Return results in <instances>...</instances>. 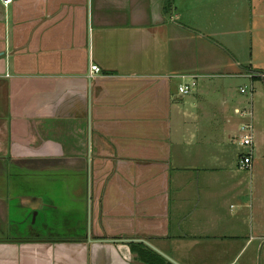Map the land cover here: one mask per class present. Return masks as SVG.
Listing matches in <instances>:
<instances>
[{"label": "crops", "instance_id": "0c3cea01", "mask_svg": "<svg viewBox=\"0 0 264 264\" xmlns=\"http://www.w3.org/2000/svg\"><path fill=\"white\" fill-rule=\"evenodd\" d=\"M162 6L0 3V264H141L124 240L176 264H264V203L242 206L227 151L233 87L264 78V0Z\"/></svg>", "mask_w": 264, "mask_h": 264}, {"label": "rangeland", "instance_id": "374dc122", "mask_svg": "<svg viewBox=\"0 0 264 264\" xmlns=\"http://www.w3.org/2000/svg\"><path fill=\"white\" fill-rule=\"evenodd\" d=\"M236 87L237 86H234L233 87L234 91L232 90V93L233 95L236 96V100H237V104H235V107L237 106L238 109L244 108V110L242 111L244 116L240 118L238 116H234V118H237L238 122L237 125L234 126V131L232 133V136L233 137L239 136L238 127L243 123H249L247 121L248 119L247 113L250 112V120H252V128H253L252 129L253 133L250 132L251 142L253 144V150L251 153L248 149L241 148L240 146H238L237 140L235 141L231 140V142L228 143L229 146L227 147V151H228V156L230 157L232 163L234 162L236 163V158L233 159L232 157L234 154H236V156L238 157L243 155L245 152H247V154L249 155V164H250V154H251L252 163L247 170L236 171L234 169L235 175H237L240 178L239 182L235 181V187H236V183H238V186L235 188L234 191L235 192L238 191L239 195H242L239 196V198L242 201V206L247 205L248 208L250 207V210L253 211L254 206H258L259 202L264 203V164H260V163L255 164L254 162L256 158L260 157L259 154L256 156L255 153V149H256L255 141H254L255 132L257 130L261 132L264 129V127H262L264 120V114L262 113L264 111V89L263 86L261 85V82L250 81L248 83L247 80H244L243 82V86H242L244 92L243 94H238L237 93L238 89H236ZM240 87L241 86H239L238 88ZM260 144L261 146H264V141L261 140ZM240 171H244V172H240ZM224 205H225L224 208H226L228 211H232L233 213L240 212L239 205L241 206V203L237 202L236 197L234 198L228 197ZM247 210L248 209L245 208L246 213ZM252 218L255 219V222L258 224V226L260 225V227L258 228L257 226L256 229H258L257 232L258 234L257 236L259 237L258 240H261L262 238H264V218L261 219L260 215H255L253 213L251 214V219ZM242 219L244 220V227L242 228V232L246 233V227L248 223L247 214L242 215ZM251 250L254 251L253 245L251 247Z\"/></svg>", "mask_w": 264, "mask_h": 264}, {"label": "built area", "instance_id": "2783aa9c", "mask_svg": "<svg viewBox=\"0 0 264 264\" xmlns=\"http://www.w3.org/2000/svg\"><path fill=\"white\" fill-rule=\"evenodd\" d=\"M9 2V0H0V3L2 5H5ZM98 69L94 65H90L87 71V77H89L90 74L97 73ZM197 76L194 74H184L179 75L175 79L178 80V83L176 85L175 91L178 95H185L188 93L190 89L194 87V83ZM238 93H243L242 86L238 88ZM239 114H242L239 113ZM248 116V113H247ZM239 136L235 138L237 140L238 146L241 148H246L250 151V145H251V129L249 123H243L238 127ZM237 168L239 169H248L249 167V155L247 152H245L243 155L238 156L236 160Z\"/></svg>", "mask_w": 264, "mask_h": 264}, {"label": "trees", "instance_id": "16d2710c", "mask_svg": "<svg viewBox=\"0 0 264 264\" xmlns=\"http://www.w3.org/2000/svg\"><path fill=\"white\" fill-rule=\"evenodd\" d=\"M168 0H163L162 10L167 6ZM258 80L262 83L264 87V78L258 77H251L250 81ZM127 248L130 253L134 255L136 261L141 264H169L168 262L164 261L160 256L149 250L148 248L142 246L139 243H129L127 244Z\"/></svg>", "mask_w": 264, "mask_h": 264}, {"label": "water", "instance_id": "95a60500", "mask_svg": "<svg viewBox=\"0 0 264 264\" xmlns=\"http://www.w3.org/2000/svg\"><path fill=\"white\" fill-rule=\"evenodd\" d=\"M124 242H138V243H141L144 246H146L149 250H151L152 252H154L155 254H157L158 256H160L163 260H165L169 264H176L172 260H170L169 258H167L166 256H164L163 254H161L159 251H157L156 249H154L153 247H151L147 243L143 242L142 240H124Z\"/></svg>", "mask_w": 264, "mask_h": 264}]
</instances>
